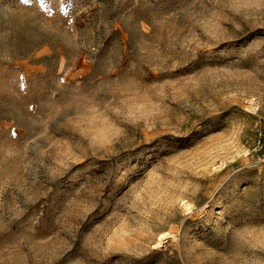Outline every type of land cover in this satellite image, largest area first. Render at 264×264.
<instances>
[{
  "label": "rangeland",
  "instance_id": "374dc122",
  "mask_svg": "<svg viewBox=\"0 0 264 264\" xmlns=\"http://www.w3.org/2000/svg\"><path fill=\"white\" fill-rule=\"evenodd\" d=\"M0 264H264V0H0Z\"/></svg>",
  "mask_w": 264,
  "mask_h": 264
},
{
  "label": "bare ground",
  "instance_id": "6f19581e",
  "mask_svg": "<svg viewBox=\"0 0 264 264\" xmlns=\"http://www.w3.org/2000/svg\"><path fill=\"white\" fill-rule=\"evenodd\" d=\"M169 235H170V232H167V231H166V232L161 233L159 238H160V239H163V238L168 237Z\"/></svg>",
  "mask_w": 264,
  "mask_h": 264
}]
</instances>
